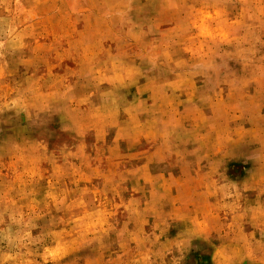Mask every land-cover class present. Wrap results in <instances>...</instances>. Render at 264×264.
<instances>
[{
	"label": "rangeland",
	"instance_id": "374dc122",
	"mask_svg": "<svg viewBox=\"0 0 264 264\" xmlns=\"http://www.w3.org/2000/svg\"><path fill=\"white\" fill-rule=\"evenodd\" d=\"M0 264H264V0H0Z\"/></svg>",
	"mask_w": 264,
	"mask_h": 264
},
{
	"label": "clouds",
	"instance_id": "9594fccd",
	"mask_svg": "<svg viewBox=\"0 0 264 264\" xmlns=\"http://www.w3.org/2000/svg\"><path fill=\"white\" fill-rule=\"evenodd\" d=\"M97 223H101L100 221H97Z\"/></svg>",
	"mask_w": 264,
	"mask_h": 264
}]
</instances>
